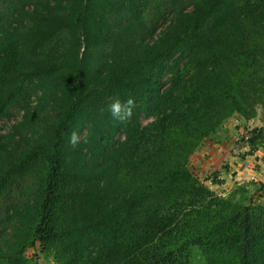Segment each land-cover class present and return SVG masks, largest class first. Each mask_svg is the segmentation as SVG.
<instances>
[{"label":"trees","instance_id":"16d2710c","mask_svg":"<svg viewBox=\"0 0 264 264\" xmlns=\"http://www.w3.org/2000/svg\"><path fill=\"white\" fill-rule=\"evenodd\" d=\"M14 110L0 264L37 245L56 264H264V189L190 169L264 111V0H0V123Z\"/></svg>","mask_w":264,"mask_h":264},{"label":"crops","instance_id":"0c3cea01","mask_svg":"<svg viewBox=\"0 0 264 264\" xmlns=\"http://www.w3.org/2000/svg\"><path fill=\"white\" fill-rule=\"evenodd\" d=\"M246 136L250 141L264 138V111L246 127L237 119L229 120L191 157L190 163L197 162L202 181L211 189L228 192L241 182H255L264 189V143L251 147Z\"/></svg>","mask_w":264,"mask_h":264},{"label":"rangeland","instance_id":"374dc122","mask_svg":"<svg viewBox=\"0 0 264 264\" xmlns=\"http://www.w3.org/2000/svg\"><path fill=\"white\" fill-rule=\"evenodd\" d=\"M22 117H23V112L18 111V110L12 111L11 117L4 119L0 123V134L8 133L13 126H15L17 123L21 122ZM234 119H236V118H234ZM144 124H146V122H144ZM196 166H197V162H193L190 164V169L200 180H202L203 177L201 175V172H199V171H201V169L198 171ZM233 186H235V185H233ZM233 186L228 188V190L232 189ZM215 191L218 192L219 194H221L223 192L224 193L227 192L226 190H221V189H217V188L215 189ZM39 250H40V246L37 245L35 248H32L28 251L27 256L32 261L31 264H56V262L54 261V259L52 257H48L45 254L40 253Z\"/></svg>","mask_w":264,"mask_h":264},{"label":"clouds","instance_id":"9594fccd","mask_svg":"<svg viewBox=\"0 0 264 264\" xmlns=\"http://www.w3.org/2000/svg\"><path fill=\"white\" fill-rule=\"evenodd\" d=\"M134 107L135 100L133 98L129 97L124 101L117 98L109 105V112L113 119L123 122L131 118ZM69 142L73 147H76L80 142L79 134L73 132L69 137Z\"/></svg>","mask_w":264,"mask_h":264},{"label":"built area","instance_id":"2783aa9c","mask_svg":"<svg viewBox=\"0 0 264 264\" xmlns=\"http://www.w3.org/2000/svg\"><path fill=\"white\" fill-rule=\"evenodd\" d=\"M250 141V138L248 136L245 137V142L248 143Z\"/></svg>","mask_w":264,"mask_h":264}]
</instances>
